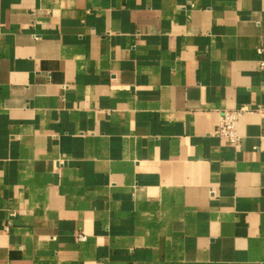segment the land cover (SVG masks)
I'll return each mask as SVG.
<instances>
[{
  "label": "crops",
  "instance_id": "crops-1",
  "mask_svg": "<svg viewBox=\"0 0 264 264\" xmlns=\"http://www.w3.org/2000/svg\"><path fill=\"white\" fill-rule=\"evenodd\" d=\"M260 61L264 0H0V264H264Z\"/></svg>",
  "mask_w": 264,
  "mask_h": 264
},
{
  "label": "built area",
  "instance_id": "built-area-1",
  "mask_svg": "<svg viewBox=\"0 0 264 264\" xmlns=\"http://www.w3.org/2000/svg\"><path fill=\"white\" fill-rule=\"evenodd\" d=\"M258 51L261 53L262 48H259ZM260 66L264 67V61H260ZM249 111L250 109L247 106H243L238 109L224 110L217 127V134L228 139L231 143L238 144L240 136L237 132V124L240 117ZM80 238L84 239V234H81Z\"/></svg>",
  "mask_w": 264,
  "mask_h": 264
}]
</instances>
